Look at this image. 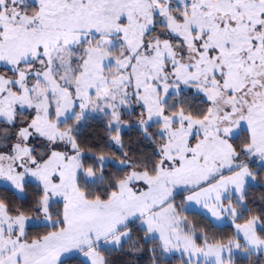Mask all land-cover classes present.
Returning <instances> with one entry per match:
<instances>
[{"label":"snow or ice","instance_id":"6c2138e0","mask_svg":"<svg viewBox=\"0 0 264 264\" xmlns=\"http://www.w3.org/2000/svg\"><path fill=\"white\" fill-rule=\"evenodd\" d=\"M0 264H264V0H0Z\"/></svg>","mask_w":264,"mask_h":264}]
</instances>
